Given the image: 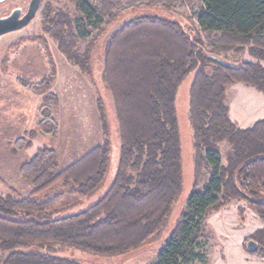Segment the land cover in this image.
<instances>
[{
	"label": "trees",
	"instance_id": "trees-1",
	"mask_svg": "<svg viewBox=\"0 0 264 264\" xmlns=\"http://www.w3.org/2000/svg\"><path fill=\"white\" fill-rule=\"evenodd\" d=\"M74 1L94 29L104 25L89 0ZM200 1L204 9L197 23L202 32L218 33L232 42H264V0ZM53 13L47 9L45 31L57 41L61 53L89 73L88 54L75 51L80 37L74 34V22L67 14ZM102 55L103 83L111 93L120 136L113 182L88 209L54 218L64 195L83 199L102 189L110 171L111 146L107 140L64 170L56 163L55 151L40 150L19 170L34 187L31 195L18 199L0 195V264H79L55 256L51 247L67 246L113 258L159 239L182 190L176 96L193 70L197 73L190 90L189 124L194 188L181 221L154 264H208L206 254L197 249L207 239L205 223L211 212L247 200L264 224V120L240 129L230 120L226 103L227 89L236 84L264 95V67L259 63L222 65L211 58L218 55L206 52L179 24L150 14L120 26ZM251 55L264 61V53L251 50ZM56 100L50 95L44 99L39 123L43 133H56ZM102 121L106 132L104 117ZM222 141L232 147L227 166L215 146ZM203 171L208 179L198 189ZM59 185L64 193L40 198ZM250 240L260 245L264 227Z\"/></svg>",
	"mask_w": 264,
	"mask_h": 264
},
{
	"label": "rangeland",
	"instance_id": "rangeland-1",
	"mask_svg": "<svg viewBox=\"0 0 264 264\" xmlns=\"http://www.w3.org/2000/svg\"><path fill=\"white\" fill-rule=\"evenodd\" d=\"M31 0H8L0 3V18L14 9L28 11ZM103 17L99 30L86 20L74 0H43L35 19L24 29L0 37V195L26 198L34 190L19 170L40 150L56 153V163L64 170L107 140L111 148L109 175L104 186L89 198L64 195L53 217L80 213L97 203L110 187L119 162L120 136L111 93L103 83V41L116 25L133 16L157 15L181 26L188 37L201 42L206 52L242 66L264 61L251 55V50L264 53V42L225 38L221 34L204 33L197 18L204 7L200 0H89ZM64 13L74 22L79 36L75 51L87 55L91 71L78 69L58 48L57 41L45 29L47 9ZM197 71H191L181 83L176 96V115L182 146V190L175 201L162 233L125 255L106 258L67 247L52 246V254L79 264H154L161 249L181 221L194 188V151L189 124L190 90ZM47 90L38 93V90ZM56 97L53 108L55 134L39 128L41 107L46 96ZM229 118L240 129H248L264 120V95L254 88L236 84L226 91ZM103 117L105 126L104 131ZM223 166L232 151L227 141L216 143ZM206 171L196 183L202 188ZM59 185L40 198L64 193ZM237 208H236V207ZM242 211V213H239ZM262 222L247 200L235 201L206 219V236L197 252H203L208 264H264V241L259 252L248 254L247 242L258 232ZM262 229V228H261ZM200 250V251H199ZM47 252V250H45Z\"/></svg>",
	"mask_w": 264,
	"mask_h": 264
},
{
	"label": "water",
	"instance_id": "water-1",
	"mask_svg": "<svg viewBox=\"0 0 264 264\" xmlns=\"http://www.w3.org/2000/svg\"><path fill=\"white\" fill-rule=\"evenodd\" d=\"M8 0H0V3H4ZM43 0H31L29 4L28 11L23 14V10L21 8L14 9L9 16L0 18V37L20 31L26 28L36 17ZM135 16L128 18L122 22L116 23V25L109 31L103 41L102 48L104 49L105 44L112 33H114L120 26L126 24L128 21L132 20ZM212 59L216 60L222 65L233 67L234 64L220 58L217 56H211ZM113 182V179H111ZM112 184V183H111ZM110 184V186H111ZM110 188V187H109ZM108 188V189H109ZM107 189V190H108ZM260 245L258 242L254 240H249L246 244V251L249 254H256L259 252Z\"/></svg>",
	"mask_w": 264,
	"mask_h": 264
},
{
	"label": "crops",
	"instance_id": "crops-1",
	"mask_svg": "<svg viewBox=\"0 0 264 264\" xmlns=\"http://www.w3.org/2000/svg\"><path fill=\"white\" fill-rule=\"evenodd\" d=\"M257 91V90H256ZM258 92V91H257ZM261 94V93H260ZM263 95V94H262ZM236 207V206H235ZM237 208V207H236ZM258 218V217H257ZM259 219V218H258ZM260 220V219H259ZM261 221V220H260ZM264 227V224H263V222H262V224H261V227L259 228L260 230H261V228H263ZM245 250H246V248H245ZM247 252V251H246ZM249 254V253H248Z\"/></svg>",
	"mask_w": 264,
	"mask_h": 264
}]
</instances>
